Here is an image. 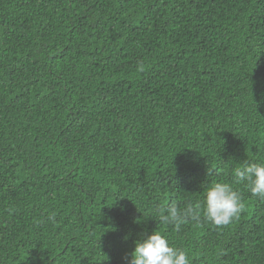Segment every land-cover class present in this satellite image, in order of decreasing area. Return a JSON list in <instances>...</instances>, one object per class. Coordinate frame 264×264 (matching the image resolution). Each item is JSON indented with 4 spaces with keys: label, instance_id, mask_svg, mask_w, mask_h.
I'll return each instance as SVG.
<instances>
[{
    "label": "trees",
    "instance_id": "16d2710c",
    "mask_svg": "<svg viewBox=\"0 0 264 264\" xmlns=\"http://www.w3.org/2000/svg\"><path fill=\"white\" fill-rule=\"evenodd\" d=\"M245 162L264 164V0H0V264H126L154 231L190 264H264ZM213 182L238 219L159 221Z\"/></svg>",
    "mask_w": 264,
    "mask_h": 264
},
{
    "label": "clouds",
    "instance_id": "9594fccd",
    "mask_svg": "<svg viewBox=\"0 0 264 264\" xmlns=\"http://www.w3.org/2000/svg\"><path fill=\"white\" fill-rule=\"evenodd\" d=\"M144 71V63L138 62L137 72ZM233 174L235 183H244L253 197L264 200V164L245 162L237 166ZM244 209L241 193L233 184L213 182L205 188L202 204H189L183 209L173 204L166 210H159L158 218L165 225H173L177 231L190 221L199 222L202 215L215 227H223L238 219ZM125 260L126 264H190L186 251L170 245L159 231L137 241L130 262L127 257Z\"/></svg>",
    "mask_w": 264,
    "mask_h": 264
}]
</instances>
